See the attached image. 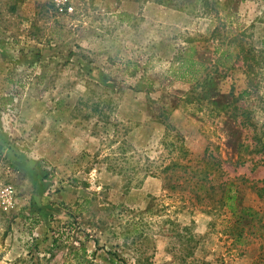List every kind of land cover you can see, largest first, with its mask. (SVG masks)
<instances>
[{
  "label": "rangeland",
  "instance_id": "1",
  "mask_svg": "<svg viewBox=\"0 0 264 264\" xmlns=\"http://www.w3.org/2000/svg\"><path fill=\"white\" fill-rule=\"evenodd\" d=\"M219 1L220 17L150 0H66L65 13L0 0V264H264V238L231 236L218 203L233 180L240 204L261 205L249 186L264 179L261 155L239 148L253 127L231 115L236 103L263 132L264 73L237 99L238 64L214 103L171 74L187 39L229 11L231 29L263 45L264 0ZM179 145L221 160L215 191L164 186Z\"/></svg>",
  "mask_w": 264,
  "mask_h": 264
},
{
  "label": "trees",
  "instance_id": "2",
  "mask_svg": "<svg viewBox=\"0 0 264 264\" xmlns=\"http://www.w3.org/2000/svg\"><path fill=\"white\" fill-rule=\"evenodd\" d=\"M150 1L180 11L198 12L217 17H220L219 14L223 12V4L219 0ZM232 16V12L229 11L224 20L220 18L219 24L209 36L188 38L187 45L176 56L171 68V74L175 79L195 85V89L201 90L200 97L209 99L213 103L215 100L212 97L219 80L236 70L238 64L241 65L243 73L246 75L248 86L237 99L254 94L264 73V43L258 48L246 41L243 36L244 33L239 34L235 29H231ZM201 41L207 42L205 50H211L210 45L213 46L214 54L217 55L215 60L205 57V52L201 53L198 49L201 46ZM223 107L229 109L227 103H224ZM234 109L236 113L231 116L236 121L241 118L239 124L243 128L253 127L250 142L240 143L239 148H250V152L260 154L264 166V130L263 132L259 131L256 124L253 123L250 111L242 109L241 112L239 107H236V103ZM174 148L180 152V156L163 166L161 173L164 175V186L175 191L179 188L184 189L188 183H192L189 186L192 192L195 190L207 194L210 190L215 191L216 185L213 184V175L222 170L221 160L207 153L196 159L183 145L174 146ZM239 151L240 159L243 160L244 154L240 149ZM182 178L184 179L181 181ZM243 181L244 183L248 182L246 179ZM249 186L258 196L261 203L258 207L239 203L236 183L233 180L222 181L219 187L221 191L218 203L229 214L230 229L228 233L237 237L238 241L249 236L264 238V179L252 181ZM257 225L260 226V230H257L260 232L259 235L254 231Z\"/></svg>",
  "mask_w": 264,
  "mask_h": 264
},
{
  "label": "built area",
  "instance_id": "3",
  "mask_svg": "<svg viewBox=\"0 0 264 264\" xmlns=\"http://www.w3.org/2000/svg\"><path fill=\"white\" fill-rule=\"evenodd\" d=\"M55 1H56L57 10L60 13H65L72 10V8L68 7V5L66 4V0H55Z\"/></svg>",
  "mask_w": 264,
  "mask_h": 264
}]
</instances>
